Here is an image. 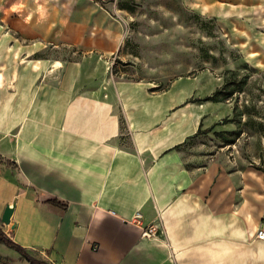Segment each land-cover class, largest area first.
Segmentation results:
<instances>
[{"label":"crops","instance_id":"crops-1","mask_svg":"<svg viewBox=\"0 0 264 264\" xmlns=\"http://www.w3.org/2000/svg\"><path fill=\"white\" fill-rule=\"evenodd\" d=\"M37 1L47 21L43 8L61 21L72 5ZM20 32L0 31V226L10 238L51 264H264L256 190L219 163L195 173L182 157L178 145L199 127L193 79L166 90L103 80L97 95L78 60L38 56L43 46ZM8 204L13 228L2 221ZM138 212L162 222L161 236H142ZM0 264L33 263L0 242Z\"/></svg>","mask_w":264,"mask_h":264},{"label":"rangeland","instance_id":"rangeland-1","mask_svg":"<svg viewBox=\"0 0 264 264\" xmlns=\"http://www.w3.org/2000/svg\"><path fill=\"white\" fill-rule=\"evenodd\" d=\"M68 1L65 14L58 10L61 21L52 20L55 7L43 8L47 21L38 18L37 0H0V31L28 32L27 41L43 46L38 56L78 60L97 95L103 80L162 89L176 78L193 79L197 98L232 91L196 102L201 132L182 145V157L195 173L221 164L242 191L256 190L263 207L264 0ZM107 85L115 101L113 83ZM257 220L264 227V218Z\"/></svg>","mask_w":264,"mask_h":264},{"label":"trees","instance_id":"trees-1","mask_svg":"<svg viewBox=\"0 0 264 264\" xmlns=\"http://www.w3.org/2000/svg\"><path fill=\"white\" fill-rule=\"evenodd\" d=\"M122 8H125V9H129V7L127 5H120ZM169 87V85L165 86L164 88L162 89H159L157 88L156 86L152 88V90H166L167 88ZM232 91H227L225 88H220V89H217L213 94L211 95H208V96H205L203 98H195V99H191L193 101H218L222 98H226L227 96H229V94H231ZM122 123H123V119H122ZM123 126V125H122ZM200 125L198 127V130L197 132L189 137L187 140L191 139L192 137H194L195 135L199 134L201 132V129H200ZM213 128V126H210L209 128L207 129H204L205 132L207 131H210L211 129ZM187 140L178 145V146H182L184 145ZM0 159H1V156H0ZM46 202L50 203V204H53L55 206H59L61 208H66L67 207V203L59 200L58 198H48L45 200ZM0 242H4L6 243L8 246L16 249L17 251H19L24 257H26L30 262H32L33 264H51L49 262H46V261H43V260H39L35 257H33L31 254H29L28 250L26 249V247L20 245L19 243H17L16 241H14L12 238H10L2 229V227L0 226Z\"/></svg>","mask_w":264,"mask_h":264},{"label":"built area","instance_id":"built-area-1","mask_svg":"<svg viewBox=\"0 0 264 264\" xmlns=\"http://www.w3.org/2000/svg\"><path fill=\"white\" fill-rule=\"evenodd\" d=\"M131 222L140 226L142 231V236L144 237H159L164 232V226L162 222H151L149 224H145L143 222L142 214L140 212L136 213L131 220ZM256 236L259 239H264V228H260L257 230Z\"/></svg>","mask_w":264,"mask_h":264},{"label":"water","instance_id":"water-1","mask_svg":"<svg viewBox=\"0 0 264 264\" xmlns=\"http://www.w3.org/2000/svg\"><path fill=\"white\" fill-rule=\"evenodd\" d=\"M14 208H15L14 204L13 205L8 204L5 208L3 216H2V221L6 224H9L11 228H13L15 225V222L12 220Z\"/></svg>","mask_w":264,"mask_h":264}]
</instances>
